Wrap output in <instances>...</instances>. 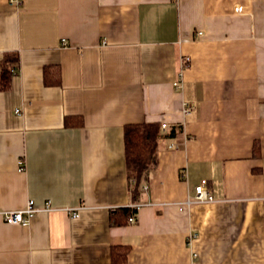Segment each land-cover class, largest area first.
<instances>
[{"label":"crops","instance_id":"1","mask_svg":"<svg viewBox=\"0 0 264 264\" xmlns=\"http://www.w3.org/2000/svg\"><path fill=\"white\" fill-rule=\"evenodd\" d=\"M144 122L179 136L120 226L124 129ZM203 180L213 201L185 205ZM29 201L53 210L4 221ZM121 245L126 264H264V0H0V264H112Z\"/></svg>","mask_w":264,"mask_h":264},{"label":"trees","instance_id":"2","mask_svg":"<svg viewBox=\"0 0 264 264\" xmlns=\"http://www.w3.org/2000/svg\"><path fill=\"white\" fill-rule=\"evenodd\" d=\"M11 65H7L3 70L5 76L11 74ZM46 69V68H45ZM45 70L46 84H60V72H57V80H51ZM160 123H128L125 125V151L127 175L130 187L129 189L132 202H139L141 195L142 182L147 179L150 170L157 164V147L162 139H172L179 136V132L172 130L168 134H161ZM137 215V211L131 206L118 208L114 214V222L117 225L125 226L129 224V220L133 215ZM129 246L121 245L112 248V264H126Z\"/></svg>","mask_w":264,"mask_h":264},{"label":"built area","instance_id":"3","mask_svg":"<svg viewBox=\"0 0 264 264\" xmlns=\"http://www.w3.org/2000/svg\"><path fill=\"white\" fill-rule=\"evenodd\" d=\"M11 2L19 4L20 0H11ZM242 10H243L242 7H237L238 12H241ZM15 69L16 68L12 67V69H11L12 74L17 73V70H15ZM174 87L178 91H183L182 81L176 80L174 82ZM193 111H194V106L189 105L188 103H183V107H182L183 116H189L192 114ZM17 112H18V110H17ZM161 129L163 132H167L169 130V125L167 123H162ZM168 148L173 149V150H179L181 148V146H180V144H178L176 142H171V143H169ZM20 165L23 166L24 161L21 160ZM207 185H208V181L203 180L201 182V184L198 187H196V196L194 198H188L184 204L188 205L190 207V206L197 204V203H208V202L213 201V198L210 195V192L208 190ZM141 206L142 205L139 202L133 203L131 205V207L134 208L137 212ZM79 209L80 208L68 209L67 212L71 215L72 218L77 219L79 217V211H78ZM42 210L52 211L53 208H51L50 202H48L46 204V207L44 209H37L33 206L32 202L29 201L25 208H22L19 210H5V211L1 212V215L4 219V221L6 223H8L9 225H21L22 224L23 226H29L30 221L34 217V215L36 213L42 211ZM136 222H137V215L135 214L130 218L129 223L135 224ZM196 256H197L196 254H193V256L191 258H193V260L195 261Z\"/></svg>","mask_w":264,"mask_h":264}]
</instances>
